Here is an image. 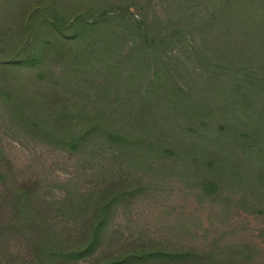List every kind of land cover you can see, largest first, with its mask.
<instances>
[{
	"label": "trees",
	"instance_id": "trees-1",
	"mask_svg": "<svg viewBox=\"0 0 264 264\" xmlns=\"http://www.w3.org/2000/svg\"><path fill=\"white\" fill-rule=\"evenodd\" d=\"M12 128L102 182L70 179L50 203L32 180L10 194L0 236L28 238L17 264L192 258L100 251L117 208L159 177L264 208V0H0V130ZM51 216L83 224L65 236Z\"/></svg>",
	"mask_w": 264,
	"mask_h": 264
},
{
	"label": "rangeland",
	"instance_id": "rangeland-1",
	"mask_svg": "<svg viewBox=\"0 0 264 264\" xmlns=\"http://www.w3.org/2000/svg\"><path fill=\"white\" fill-rule=\"evenodd\" d=\"M20 137L13 128L0 130L3 153L0 167L7 174L0 183V225L13 214L10 194L29 180L37 182L34 197L37 203L39 200L50 203L64 194V183L73 178H77L81 187L102 184L97 182L98 172L79 175L82 167L76 160ZM240 192L225 189L224 197L214 200L200 196L184 182L156 178L143 195L130 198L117 208L107 227L100 255H117L133 247L159 246L182 252L190 250L192 258L148 264H264V208L258 205L260 209L256 211L238 206L236 199ZM226 198L230 199V206L224 203ZM50 223L67 236L77 232L83 221L51 216ZM9 233L0 236V264L21 262L28 249V238L21 241L24 238L21 233L13 236ZM19 235L22 237H16Z\"/></svg>",
	"mask_w": 264,
	"mask_h": 264
}]
</instances>
